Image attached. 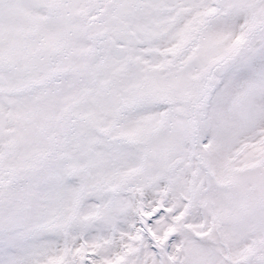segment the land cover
<instances>
[{
	"label": "snow or ice",
	"instance_id": "1",
	"mask_svg": "<svg viewBox=\"0 0 264 264\" xmlns=\"http://www.w3.org/2000/svg\"><path fill=\"white\" fill-rule=\"evenodd\" d=\"M0 264H264V0H0Z\"/></svg>",
	"mask_w": 264,
	"mask_h": 264
}]
</instances>
